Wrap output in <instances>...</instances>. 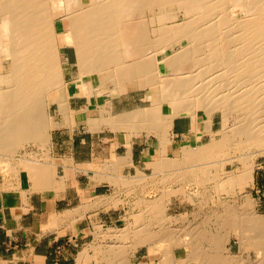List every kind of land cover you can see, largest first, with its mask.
<instances>
[{"label":"bare ground","instance_id":"obj_1","mask_svg":"<svg viewBox=\"0 0 264 264\" xmlns=\"http://www.w3.org/2000/svg\"><path fill=\"white\" fill-rule=\"evenodd\" d=\"M69 42L78 67L70 80ZM137 90L148 106L115 110ZM78 97L88 103L74 107ZM183 114H203L212 138L171 156ZM80 123L130 141L116 162L96 164L95 177L114 187L100 205L132 209L124 227L96 225L94 253L84 249L78 264H135L143 247L156 264H264V213L247 193L264 156V0H0V172L16 180L25 169L34 188L55 191L53 130ZM153 136L151 174L125 175L136 139ZM235 162L245 166L226 170ZM189 204L192 212H171Z\"/></svg>","mask_w":264,"mask_h":264},{"label":"crops","instance_id":"obj_2","mask_svg":"<svg viewBox=\"0 0 264 264\" xmlns=\"http://www.w3.org/2000/svg\"><path fill=\"white\" fill-rule=\"evenodd\" d=\"M131 93L119 99L124 102V104L120 103L124 105V109L130 110L126 108V101L123 100H126L125 98H128ZM144 94L142 98L147 95L145 91ZM79 98H84V103L80 105V101L73 99L74 107L80 108L88 103L85 97ZM142 100L145 101V99ZM93 102H96L95 98H93ZM146 102L148 104L145 106H148L150 102L148 100ZM77 115L78 121L81 122L83 114L77 113ZM203 119L205 120L201 115L198 121L194 122L186 114L175 119L173 139L167 148L171 156L179 154L184 144H198L206 137L212 138L210 132L206 130ZM79 126L74 130L66 126L53 130L56 178L62 180L61 184L58 183L55 191L50 193L34 188L31 177L25 169L21 170L19 178L16 180L11 175L0 172V264H69L68 256L70 254L67 249L70 244L78 245L80 240L85 237L84 222L87 220L86 218L110 212L111 209H103L110 205L106 204V201H104L105 204L100 205L99 200L105 197L109 199L114 194L105 195L99 191L103 187H107L108 192L114 191V187L107 180H99L95 177V166L105 163L106 161L104 162L102 159L107 156H113L111 158L116 162L117 157L112 154H125L130 141L126 139L124 132L115 134L107 131L115 135V141L110 144L109 138H104L107 142L104 156L101 154L98 141H101L105 131H88L82 123ZM214 129L215 122L213 132L220 130L215 131ZM151 138L156 140V145H151L147 141ZM183 138H186L188 143H182ZM157 142L158 138L154 136L138 137L135 144L140 145L133 147L134 165L126 166L123 173L125 175L132 174L133 168L138 169L139 167L143 170L144 165L148 166L146 162L151 159L152 151L156 150L157 152ZM83 149L91 151V153L83 156L81 153ZM66 157L70 160L69 162L65 161ZM85 166H87V171L80 169ZM84 205L87 206V210ZM68 212L76 214L74 216L70 214V216ZM54 222L55 225H53ZM64 254L67 255L65 259Z\"/></svg>","mask_w":264,"mask_h":264},{"label":"rangeland","instance_id":"obj_3","mask_svg":"<svg viewBox=\"0 0 264 264\" xmlns=\"http://www.w3.org/2000/svg\"><path fill=\"white\" fill-rule=\"evenodd\" d=\"M63 38H64V35H60V39L63 40ZM63 53H64L65 57L68 58L66 68H67V78L70 80L72 78V74H76L77 69H78V67L76 65V59H77L76 58V51H75V48L72 45V43L69 42L68 46L63 48ZM166 66L162 65V68L165 69ZM72 88H73V90L76 89L75 86ZM143 94H144V92L137 90V92H134L131 95H129V97L126 98V100H124V101H126L125 102L126 108L131 109V108L136 107V106L147 105L148 103L146 101L142 100ZM75 100L80 101V103H79L80 105H82L84 103V98L78 97ZM94 103H96V102H94ZM120 103L124 104V102H122V100L120 101L119 99H116L114 101V108L116 111H120V110L124 109V105L120 104ZM52 108H53L52 112L56 116L57 115V106L54 105ZM168 108L171 110V105H168ZM203 114H200L199 117L201 115L203 116ZM57 116L60 117L59 114ZM78 117H80V115ZM220 117L221 116L219 115V113H217L215 115V129H214L215 131L219 130L221 127V118ZM105 137L109 138L108 141L110 142V144H112L115 141V135L111 134V133L109 134L108 132H103V135L101 137V141H98L99 146L101 148V150H100L101 154H103L104 156H105L104 153L106 152L104 149H105V145L107 143L104 139ZM185 139L184 138L182 139V143H188V142H186ZM210 140H211L210 137H206L201 142H199L198 144L201 145V144L208 142ZM90 141L92 142L91 138H90ZM147 141L151 145H156V140H154L153 138H151ZM138 143H141V142H138ZM138 143L135 144L137 147H139V145H140ZM89 152L91 153V151H88L86 149H83L81 151L83 156H86L87 154H89ZM155 153H156V150H153L152 151L153 156L151 155V159H152V157L155 156ZM111 157H113V156L103 157L102 161L114 162ZM241 166H245V164H241L240 162H235L234 164H226V170L238 171L241 169ZM85 168H87V166H85ZM142 168H143V171L145 173H147L148 175L151 174V172H152L151 168H148L145 165ZM133 169L134 170L132 171V174H135L136 169L135 168H133ZM254 176H255V186L253 188H250L247 191V193H250L253 197H255L258 200V210L260 212L264 213V156L260 157L259 166L256 168V170L254 172ZM99 192L101 194H105V195L110 194V193L112 195L114 194L113 190L108 192L107 187H103L101 189V191H99ZM232 196H233L232 198L236 199V198H238L239 195L237 193L236 194L233 193ZM181 208H183V209L181 210ZM103 209H111V210H110V212H107V213L103 212V213L98 214L96 216L86 218L87 220L84 222L85 237L80 240V243L78 245L75 246L73 244H70V246L68 247L67 250L69 251V254H70L68 256L70 259L69 264H77V258L79 256V253L80 252L82 253V251L86 248H88V249L90 248L89 249L90 252L94 253L91 244H93L95 241V231H96V228L98 227L96 225H98L100 223L99 225L102 224L104 226V228H108L109 226L124 227L126 222H127L126 217H128L129 211L132 209V206L130 203L127 202V203H121L119 206L103 207ZM187 210L192 212L194 210V208L190 204L188 206L186 205V207H181V206L176 205L174 210L172 209L171 212L175 213V214H182ZM69 243H71V242H69ZM230 246L232 247L233 252H236V253L240 252L241 248H240L239 237H238L237 233H233L232 242H231ZM253 256H254V254H253ZM65 257H67V255L64 254V259H65ZM158 259H159V255H151L150 256L148 249L146 247H143L141 250H139V252L137 254V258H136L137 262L135 264H156ZM182 263H183V261H181L179 264H182ZM85 264H103V263L100 262V260H98V259H96V260L90 259V260L86 261Z\"/></svg>","mask_w":264,"mask_h":264}]
</instances>
